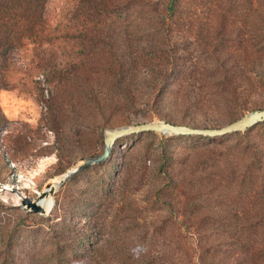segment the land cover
<instances>
[{"label": "rangeland", "instance_id": "374dc122", "mask_svg": "<svg viewBox=\"0 0 264 264\" xmlns=\"http://www.w3.org/2000/svg\"><path fill=\"white\" fill-rule=\"evenodd\" d=\"M71 1L49 9L58 46L40 56L56 64L52 81L27 73L34 57L23 52L14 87L0 91V264H58L63 253L68 264H125L129 247L138 256L161 249L174 264H195L199 253L235 264L241 249L264 246V122L224 137L119 138L108 159L56 189L52 206L36 199L48 214L20 205L101 155L107 130L153 121L221 128L264 110V0H177L165 24L152 11L163 0H150L137 16L131 7L133 17L101 23L113 46L85 53L80 31L95 22L62 20ZM76 69L100 72L109 90L97 100L69 95L58 75Z\"/></svg>", "mask_w": 264, "mask_h": 264}, {"label": "trees", "instance_id": "16d2710c", "mask_svg": "<svg viewBox=\"0 0 264 264\" xmlns=\"http://www.w3.org/2000/svg\"><path fill=\"white\" fill-rule=\"evenodd\" d=\"M54 2L58 3V0H0V91L14 87L10 73L16 66L14 58L23 52H31L34 57L26 72L41 71L48 83L52 81L49 75L54 73L56 64L51 59H44L40 55L48 49L50 52L56 51L58 46V24L55 27L52 24L53 20L58 19V13L53 14L52 17L49 15L50 6ZM71 3L72 6L62 16V20L66 21L68 25L78 20L85 25L95 22L91 27L89 25L80 31V38L82 37L85 41L84 53L93 50L97 45L103 49L113 46L108 30L99 26L101 23L114 17H133V13L137 16L140 14V11L137 10L142 5H151L150 0H72ZM131 7L134 12L129 14ZM156 9L152 10L153 13L157 15L156 17L161 20V23L165 24L168 18H173L175 15L177 0H163L161 10L158 12ZM71 30V27L67 26V30L62 31V37L71 39L73 37ZM70 72L59 73L58 86L67 87L71 96L75 93L76 97L97 100V97L109 90L103 86V83L99 84L100 72L98 71L80 70L78 72L76 69L77 74L71 73L72 75ZM107 73L111 75L112 79H116L121 72L112 73L108 70L104 72V74ZM117 90L128 97L133 91L129 87H120ZM90 227V225H86V230H81V235L89 232ZM87 244L90 249L93 248L89 241ZM105 244L107 246L104 249H109L110 243ZM102 246L94 248V250L99 251L103 249ZM206 249V254L210 253L211 245H207ZM131 250L130 247L125 249L129 259L125 264H174L169 260L163 261L166 254L160 252L161 249L153 251V254L151 251L144 252L141 256L132 254ZM212 255L214 256V254ZM66 257V253L59 254L58 264H68ZM189 264L194 263L189 262ZM195 264L220 263L214 259L207 261L199 253ZM235 264H264V246L241 249Z\"/></svg>", "mask_w": 264, "mask_h": 264}, {"label": "water", "instance_id": "95a60500", "mask_svg": "<svg viewBox=\"0 0 264 264\" xmlns=\"http://www.w3.org/2000/svg\"><path fill=\"white\" fill-rule=\"evenodd\" d=\"M263 122H264V110H256L240 117L236 121L227 124L221 128H192L183 125H174L167 122L153 121V122L128 125V126L107 130L105 132V137L103 139L104 150L102 154L96 158H87L82 160L81 164H77L74 168L67 171L65 173L66 176H64L62 180L59 181V183H57L56 185L47 184L48 186H46V192H43L42 196L53 198L56 189L59 188L65 181L70 179L72 176H74L77 173H80L81 171L87 169L88 167L94 164H100L104 162L106 159H108L111 155L115 142L119 138L129 135L147 133V132H152L157 134H172L177 136H198V137H207V138L224 137L229 134L245 131ZM1 185L2 184H0V186ZM20 198H22V200L20 201V205L34 214L46 215L51 210L50 209L48 212H46L44 209L38 206L36 200L34 199H30L22 195L20 196ZM52 204H53V200H52Z\"/></svg>", "mask_w": 264, "mask_h": 264}, {"label": "bare ground", "instance_id": "6f19581e", "mask_svg": "<svg viewBox=\"0 0 264 264\" xmlns=\"http://www.w3.org/2000/svg\"><path fill=\"white\" fill-rule=\"evenodd\" d=\"M104 150V149H103ZM100 156V155H99ZM94 158H96V157H94ZM80 164H81V162H80ZM48 185H50V184H48ZM48 185H46V186H48ZM7 186V185H6ZM1 188H5V187H3V185H1L0 186ZM9 190H10V188H9ZM43 192H46V187L44 188V191H41L40 192V194L39 195H37V197L34 199V200H36L37 198H40V199H42V198H50L51 199V204H52V197H46V196H42V194H43ZM37 202V201H36ZM53 205V204H52ZM39 206V205H38ZM41 207V206H40ZM51 207V206H50ZM42 208V207H41ZM43 209V208H42ZM49 210H50V208H49ZM48 210V211H49Z\"/></svg>", "mask_w": 264, "mask_h": 264}]
</instances>
